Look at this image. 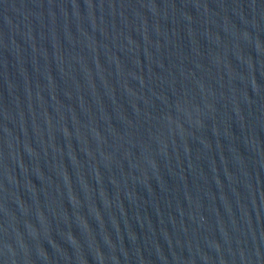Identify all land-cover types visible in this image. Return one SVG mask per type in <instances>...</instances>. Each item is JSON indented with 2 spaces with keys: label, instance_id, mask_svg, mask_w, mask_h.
Here are the masks:
<instances>
[{
  "label": "water",
  "instance_id": "95a60500",
  "mask_svg": "<svg viewBox=\"0 0 264 264\" xmlns=\"http://www.w3.org/2000/svg\"><path fill=\"white\" fill-rule=\"evenodd\" d=\"M0 264H264V0H0Z\"/></svg>",
  "mask_w": 264,
  "mask_h": 264
}]
</instances>
